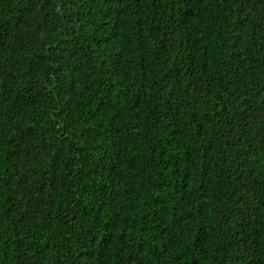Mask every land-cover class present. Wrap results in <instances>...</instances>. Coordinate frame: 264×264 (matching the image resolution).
<instances>
[{"label":"trees","instance_id":"trees-1","mask_svg":"<svg viewBox=\"0 0 264 264\" xmlns=\"http://www.w3.org/2000/svg\"><path fill=\"white\" fill-rule=\"evenodd\" d=\"M0 264H264V0H0Z\"/></svg>","mask_w":264,"mask_h":264}]
</instances>
